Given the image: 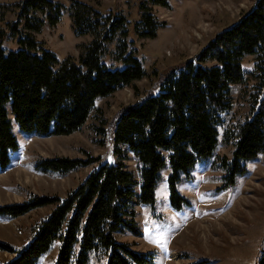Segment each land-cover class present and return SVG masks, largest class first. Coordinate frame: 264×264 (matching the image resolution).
<instances>
[{
  "label": "trees",
  "instance_id": "obj_1",
  "mask_svg": "<svg viewBox=\"0 0 264 264\" xmlns=\"http://www.w3.org/2000/svg\"><path fill=\"white\" fill-rule=\"evenodd\" d=\"M149 2L169 7L168 0ZM13 8L14 19L0 28L1 169L18 148L12 120L24 133L70 134L82 129L89 117L98 116V99L126 86L138 93L134 81L148 73L130 32L149 37L166 25L144 2L131 30L125 15L102 13L80 0H70L67 7L58 0H16ZM65 12L75 35L91 36L77 59H60L36 36L43 26H55ZM248 56L253 62L246 70ZM153 75V87L109 119L110 135H105L102 118L99 125H87L94 135L111 140L116 161H101L86 151V159L53 155L35 160L38 170L59 175L99 162L64 197L27 192L23 202L0 207V213L17 216L51 205L32 223L26 244L0 241V248L14 252L2 264H36L55 241L59 245L54 264H86L90 254L105 256V264H150L151 251L132 249L116 233L140 234L135 203L154 208L163 167L169 168L167 184L176 204L185 199L176 185L190 178L196 162L214 156L227 183L243 172L245 160L264 156V0H252L196 53ZM235 83L242 84L247 110L224 128L219 139V127L233 107ZM219 142L232 146L229 158L215 154ZM128 156L135 159V170L124 161ZM256 264H264V250Z\"/></svg>",
  "mask_w": 264,
  "mask_h": 264
},
{
  "label": "rangeland",
  "instance_id": "obj_2",
  "mask_svg": "<svg viewBox=\"0 0 264 264\" xmlns=\"http://www.w3.org/2000/svg\"><path fill=\"white\" fill-rule=\"evenodd\" d=\"M15 1L0 0V28L4 27L6 20L14 19ZM58 1L67 7L70 0ZM80 1L89 3L102 13L117 11L125 15L130 30L133 21L143 11L142 2L154 17L166 22L154 36L140 37L130 32L129 36L133 38L148 74L134 81L138 93L126 86L98 99V116L89 117L82 129L70 134L42 136L22 133L12 122L19 145L11 152L10 164L0 168V207L23 202L27 192L64 197L99 162L59 175L35 168V160L40 157L59 155L86 159V151L101 161H116L118 157L111 140L104 135H94L87 125L91 122L99 125L102 118L105 135H110L109 119L114 118L120 107L134 102L153 87V71L158 70L161 74V71L196 53L217 31L231 25L252 2L168 0L169 7H163L149 0ZM36 36L60 59L66 56L77 59L81 45L91 39L90 35L73 33L67 12L55 26H43ZM247 59L244 65L249 70L252 69L253 56ZM149 75L153 77L149 79ZM244 95L242 84H233V107L225 114L224 125L219 127V139L224 128L230 126L239 113L247 110ZM92 136L102 139L103 143L92 141ZM231 149V145L219 142L215 154L229 158ZM124 161L135 170L134 158L128 156ZM244 163L243 172L233 176V181L225 183L228 177L224 176L225 170L216 164L214 156L196 162L190 171V178L177 183L176 188L185 199L178 200L174 205L171 204L167 186L169 168L163 167L156 183L153 212L146 204H136L135 218L140 234L117 232V239L129 243L136 251H151L154 255L152 264H256L264 250V156L259 154ZM224 183L221 189H217ZM49 209L51 205L39 206L17 216L0 213V241L13 246L26 244L31 236L32 223ZM57 250L58 242L55 241L36 264H54ZM12 256L14 252L0 248V264ZM105 261V256L91 254L86 264H105Z\"/></svg>",
  "mask_w": 264,
  "mask_h": 264
},
{
  "label": "bare ground",
  "instance_id": "obj_3",
  "mask_svg": "<svg viewBox=\"0 0 264 264\" xmlns=\"http://www.w3.org/2000/svg\"><path fill=\"white\" fill-rule=\"evenodd\" d=\"M175 255V254H174ZM174 258H176V256H173Z\"/></svg>",
  "mask_w": 264,
  "mask_h": 264
}]
</instances>
